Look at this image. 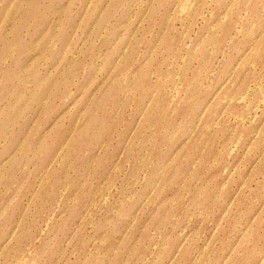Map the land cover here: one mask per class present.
Returning <instances> with one entry per match:
<instances>
[{"label": "rangeland", "instance_id": "1", "mask_svg": "<svg viewBox=\"0 0 264 264\" xmlns=\"http://www.w3.org/2000/svg\"><path fill=\"white\" fill-rule=\"evenodd\" d=\"M0 264H264V0H0Z\"/></svg>", "mask_w": 264, "mask_h": 264}]
</instances>
